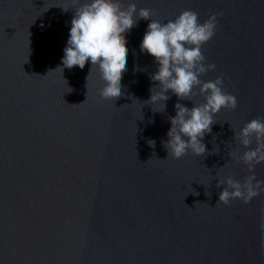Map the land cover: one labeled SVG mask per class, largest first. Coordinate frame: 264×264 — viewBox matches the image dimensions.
I'll return each mask as SVG.
<instances>
[{
    "label": "water",
    "instance_id": "water-1",
    "mask_svg": "<svg viewBox=\"0 0 264 264\" xmlns=\"http://www.w3.org/2000/svg\"><path fill=\"white\" fill-rule=\"evenodd\" d=\"M122 3L153 13L134 16L123 95L112 100L100 96L95 67L87 89L90 61L58 68L78 5L0 0V264H264V193L225 205L227 185L217 187L253 174L229 154L248 150L234 135L264 118V0ZM185 10L200 23L219 14L201 49L216 67L199 79L222 77L237 107L213 117L203 156L175 159L163 143L174 105L191 109L204 96L169 91L165 111L148 102L159 66L140 44L152 20L166 24ZM254 174L264 180V162Z\"/></svg>",
    "mask_w": 264,
    "mask_h": 264
},
{
    "label": "clouds",
    "instance_id": "clouds-1",
    "mask_svg": "<svg viewBox=\"0 0 264 264\" xmlns=\"http://www.w3.org/2000/svg\"><path fill=\"white\" fill-rule=\"evenodd\" d=\"M72 2L78 6L75 7L69 39L64 48L63 67L58 68L62 73L64 68L70 70L74 66L83 69L90 61L92 67L87 77V89L88 78L95 67L104 81V87L99 90L100 96L103 99H119L123 95L122 75L127 71L126 33L138 21L134 20V16L148 20L153 10L141 8L137 12L135 3L125 7L122 0H86L83 4L79 0ZM63 10L67 12L68 8L64 7ZM217 15L210 16L203 23H200L198 13L192 10L183 11L174 21L169 20L166 24L151 19L140 44L141 52L151 55L159 66L151 76L152 81L158 82L159 91L156 87L151 88L148 102H163L165 111V102L170 99L166 95L169 91L180 100H190L196 96L194 90L197 88L198 94L204 96L205 103L194 105L191 109L180 103L174 105L176 114L169 117L171 127L167 133L168 140L163 143L168 155L175 159L186 155L189 150L196 156H203L206 146L202 140L212 132L213 117L221 109L234 110L237 107L236 97L223 90L222 77L208 82L199 79L216 67L215 64L205 63L201 49L215 35ZM234 138L248 150L242 156L236 152L229 155L242 161L253 174L247 176L243 183L231 177L219 181L217 187L227 185L219 194L218 201L225 205L232 199L247 204L264 193V180H257L254 174L255 166L264 162V118L252 119L239 133H235ZM253 140L255 148L251 147ZM148 144L155 147L154 140H149ZM212 151L218 153L219 146Z\"/></svg>",
    "mask_w": 264,
    "mask_h": 264
}]
</instances>
